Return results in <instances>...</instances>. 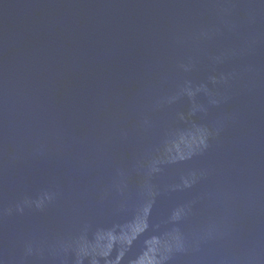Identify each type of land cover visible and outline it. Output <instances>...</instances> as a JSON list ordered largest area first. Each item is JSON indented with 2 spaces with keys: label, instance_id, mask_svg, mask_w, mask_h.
<instances>
[{
  "label": "water",
  "instance_id": "1",
  "mask_svg": "<svg viewBox=\"0 0 264 264\" xmlns=\"http://www.w3.org/2000/svg\"><path fill=\"white\" fill-rule=\"evenodd\" d=\"M0 264H264V0H0Z\"/></svg>",
  "mask_w": 264,
  "mask_h": 264
}]
</instances>
